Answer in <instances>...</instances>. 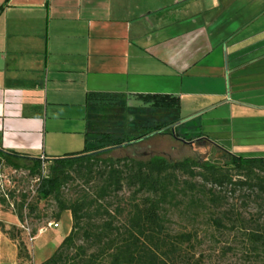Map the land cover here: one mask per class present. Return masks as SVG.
Wrapping results in <instances>:
<instances>
[{"label": "crops", "instance_id": "0c3cea01", "mask_svg": "<svg viewBox=\"0 0 264 264\" xmlns=\"http://www.w3.org/2000/svg\"><path fill=\"white\" fill-rule=\"evenodd\" d=\"M90 92L142 109L139 94L174 96L179 106L161 109L184 135L264 157V0H0V146L45 159L82 151L105 108ZM62 220L63 239L69 211L55 228ZM0 221L21 225L1 205ZM17 263L0 230V264Z\"/></svg>", "mask_w": 264, "mask_h": 264}, {"label": "rangeland", "instance_id": "374dc122", "mask_svg": "<svg viewBox=\"0 0 264 264\" xmlns=\"http://www.w3.org/2000/svg\"><path fill=\"white\" fill-rule=\"evenodd\" d=\"M94 115V114H92ZM97 118L90 116L95 129L110 132L114 137L133 139L142 135V125L153 122H170L172 114L161 108L138 107L130 101L119 100L115 105L98 111ZM175 132L182 136L188 132V125L175 126ZM173 128V129H174ZM92 134L89 135L91 139ZM93 145V143H91ZM217 147V146H216ZM210 142H185L180 137L170 134H155L142 138L133 144L114 148L105 152L101 157L134 156L147 160L153 155L164 156L168 160L189 159L199 162H214L223 164L227 158L223 152ZM83 148V145L80 147ZM50 162L41 163L43 175L48 174ZM103 167L93 166L90 173L83 168L73 169L71 179L61 189V198L67 202L86 198L93 201L83 212L82 219L75 231L74 245L71 248L62 247L66 257L72 258L77 247L84 248L80 257L74 261L81 264L91 253H96L98 244L85 232L90 226L99 225L108 215L113 216V225L123 231L122 224L126 217L130 201L137 199L133 194V187L124 181L117 189L110 188L109 192L98 199L102 186L101 171ZM0 175L3 181L15 184L18 193H28L34 189L37 177L31 176L25 169H12L0 165ZM181 191L174 192V197L167 199L161 211L165 227L174 234L186 232L191 235L188 244L183 246L182 256L175 264H264V192L259 193L246 185H223L222 187L203 184L200 178L189 179L181 174L177 175ZM237 179L234 176L233 180ZM188 182L194 184L188 189ZM187 183V184H186ZM186 186V187H185ZM32 209H27L22 215L23 225L28 231L19 226L22 231L20 238L29 251L28 259H18L20 264H39L52 255L62 240L65 224L62 220L57 228L46 227L48 222L54 221L57 211L52 198L36 200L32 198ZM119 208V210H115ZM3 209L11 210L10 207ZM123 209V211L121 210ZM107 210L108 214L104 211ZM64 219V216H63ZM43 229V236L38 237V228ZM53 227V226H51ZM12 232H16L12 230ZM260 236L258 240L250 237V233ZM98 264H106L107 254L97 260Z\"/></svg>", "mask_w": 264, "mask_h": 264}, {"label": "trees", "instance_id": "16d2710c", "mask_svg": "<svg viewBox=\"0 0 264 264\" xmlns=\"http://www.w3.org/2000/svg\"><path fill=\"white\" fill-rule=\"evenodd\" d=\"M138 100L146 107L172 109L179 106L178 98L165 94H139ZM120 100L118 96L103 95L96 92L87 94V101L94 106L109 107ZM174 121L153 122L141 126L143 134L133 139L114 137L110 132L94 129L92 138H86V146L77 153L62 157L48 158L50 162L48 174L43 175L39 157L27 153L6 150L0 146V165L8 168L25 169L31 176L37 177L34 189L28 193H18L15 184L13 189L8 188V200L0 195L1 207H10L22 224V215L32 207V198L46 200L52 198L56 203L57 211L54 223H58L63 211H69L71 216V229L63 237L51 256L39 264H77L74 257L84 254L82 247H77L74 257L68 258L62 247L71 248L74 245L75 231L82 219L84 210L94 202L86 198L67 202L61 198V189L71 179V171L83 168L90 173L93 166L103 167L101 171L102 186L98 199L106 195L110 188H119L124 181L133 187V194L138 196L129 202L126 217L119 227L113 225V216L108 215L99 225L90 226L85 232L95 244L100 246L96 253H91L81 264H98V258L107 254L106 264H175L177 258L182 256L183 246L188 244L191 235L186 232L170 233L165 227V219L161 214L167 199L174 197V192L181 191L177 175L187 176L189 179L200 178L203 184L216 187L223 185H246L259 193L264 192V157H240L233 155L223 148L227 158L223 164L214 162H199L196 160L181 159L168 160L161 155H153L147 160L134 156L101 157L114 148L133 144L134 142L155 134H170L183 140L201 143L204 140L211 142L201 134L195 136L178 135L175 132ZM174 128V129H173ZM93 143V145H91ZM214 144V143H213ZM234 176L237 179L233 180ZM187 184V183H186ZM188 189L194 184L188 182ZM186 187V186H185ZM119 210V208L115 209ZM123 211V209H121ZM108 214V211H104ZM39 229V228H38ZM0 230L17 242L18 259H28L29 251L20 238L22 231L19 227L10 225L7 229L0 221ZM15 230L16 232H12ZM251 238H260L256 233L249 234ZM31 256V254H30ZM20 264V263H17ZM181 264H188L182 262Z\"/></svg>", "mask_w": 264, "mask_h": 264}, {"label": "built area", "instance_id": "2783aa9c", "mask_svg": "<svg viewBox=\"0 0 264 264\" xmlns=\"http://www.w3.org/2000/svg\"><path fill=\"white\" fill-rule=\"evenodd\" d=\"M39 159H40L41 163L46 162L44 156H40ZM36 181H37V178H36ZM13 187H14L13 183L10 180L9 181H3L2 177L0 175V195L1 196L5 197L8 200L9 199L8 198V188L13 189ZM10 207L13 208V205L11 203H10ZM57 225H58L57 223L48 222L46 227H51V226L56 227ZM20 227H22L28 231L27 226H24L23 224H21ZM46 227L39 228V231H43V229Z\"/></svg>", "mask_w": 264, "mask_h": 264}, {"label": "water", "instance_id": "95a60500", "mask_svg": "<svg viewBox=\"0 0 264 264\" xmlns=\"http://www.w3.org/2000/svg\"><path fill=\"white\" fill-rule=\"evenodd\" d=\"M181 140H183V139H181ZM183 141L187 142L186 140H183Z\"/></svg>", "mask_w": 264, "mask_h": 264}]
</instances>
